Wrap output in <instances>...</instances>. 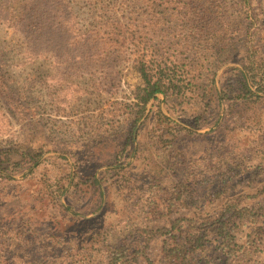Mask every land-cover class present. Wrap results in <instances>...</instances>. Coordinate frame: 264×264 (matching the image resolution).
<instances>
[{
  "label": "rangeland",
  "instance_id": "obj_1",
  "mask_svg": "<svg viewBox=\"0 0 264 264\" xmlns=\"http://www.w3.org/2000/svg\"><path fill=\"white\" fill-rule=\"evenodd\" d=\"M180 1L0 0V264H165L157 230L232 206L258 217L240 264H264V0ZM131 36L190 68L209 49L200 93L136 121ZM194 260L225 264L219 240Z\"/></svg>",
  "mask_w": 264,
  "mask_h": 264
},
{
  "label": "trees",
  "instance_id": "obj_2",
  "mask_svg": "<svg viewBox=\"0 0 264 264\" xmlns=\"http://www.w3.org/2000/svg\"><path fill=\"white\" fill-rule=\"evenodd\" d=\"M151 1L150 9L155 15V11L160 5L165 10L171 11L173 15L171 17H174L176 14L178 17L185 16L179 13V10L185 9L181 6L180 0ZM154 18L157 20L156 17ZM117 29L120 31L121 27L118 26ZM203 33L200 34L216 36V32L213 30L210 32H206L205 30ZM228 35H230V30L227 29L225 37ZM124 42L125 45H132L136 48L133 69L139 75L142 82L138 94L134 95V99L137 102L135 106L140 110L137 113L136 121L144 114V110L150 101H158L157 96L159 95L164 96L165 99L169 95H173L176 99L182 101V99L186 100L189 94L194 96L202 90V84L198 82L195 73H199L204 65L203 58L200 57L203 54H197L205 50L209 51L203 45H200V47L192 46L195 56L198 58L194 59L190 68L188 64H184L185 58H181L182 56L164 58L163 56L156 55L155 52L151 57H146V45L140 40L134 39V36H131L130 40L125 39ZM213 47H216V45ZM252 66L253 64L250 68L248 66L241 70L237 82V93H243L245 89H248L249 85L256 86V76L253 73ZM260 91H264V85ZM257 218V215L252 210L239 209L237 206H232L227 207L220 214L208 217L207 219L182 220L185 224L175 221L169 229L164 228L156 231L157 235L163 239L162 259L165 264H195V255L203 251L210 237H213L219 240L220 249L225 257V264H240V259L244 258L245 253L253 248V243L250 241L251 235L246 236L247 240L244 244H238L236 236L240 233V228L254 223ZM253 235L258 234L253 232ZM260 235L261 233H259L257 241H261ZM123 252L122 249L118 248L114 252V255L111 256L115 257V259L112 258L115 264H126L121 258L123 257ZM146 262L152 264L149 262V259Z\"/></svg>",
  "mask_w": 264,
  "mask_h": 264
}]
</instances>
